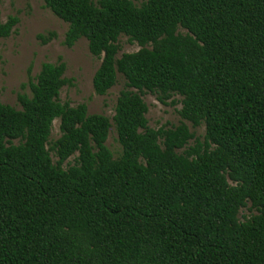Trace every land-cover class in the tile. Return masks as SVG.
Returning <instances> with one entry per match:
<instances>
[{"label":"trees","instance_id":"obj_1","mask_svg":"<svg viewBox=\"0 0 264 264\" xmlns=\"http://www.w3.org/2000/svg\"><path fill=\"white\" fill-rule=\"evenodd\" d=\"M43 1L101 60L95 93L125 88L112 120L62 102L60 58L0 103V264H264V0ZM123 35L141 49L118 57ZM146 92L182 97L180 123L151 128Z\"/></svg>","mask_w":264,"mask_h":264},{"label":"rangeland","instance_id":"obj_2","mask_svg":"<svg viewBox=\"0 0 264 264\" xmlns=\"http://www.w3.org/2000/svg\"><path fill=\"white\" fill-rule=\"evenodd\" d=\"M93 1L97 3L99 0ZM133 1L140 6L146 0ZM12 16H17L20 22L10 37L0 39V103L21 110L18 95L26 93L31 96L29 76L34 79L40 72L42 64H55L62 58L67 65L65 76L73 79V85H67L62 89L61 101H68L72 106L87 104L90 114H101L112 120L119 94L125 88L124 78L119 75L118 83L107 95H97L93 88V77L101 60L91 55L86 39H81L72 48L65 46L68 24L46 8L43 0H0V21L4 23ZM52 32L56 33V37L44 44L39 35L49 37V33ZM180 32L186 33L183 29H180ZM119 43L121 51L118 57L141 49L138 44L130 43L128 37L124 35L120 37ZM29 69H31L30 73ZM143 99L149 109L147 118L151 128H170L180 123L179 111L182 108L180 103L182 97L176 96L169 100L167 105L162 104L156 95L148 92L143 95ZM174 99L177 102L171 104ZM187 124L195 133V138L190 141V145H194L197 140L203 142L206 133L205 125L193 128L191 123L187 122ZM59 125L60 121L56 120L51 141L59 138ZM107 145L114 152L115 157L120 155L122 149L114 126L111 128ZM52 158L56 163L58 158L54 153ZM74 158L72 157L64 167L68 168V165L74 162ZM252 214L255 213L248 207L244 208L240 212V220L244 221Z\"/></svg>","mask_w":264,"mask_h":264}]
</instances>
